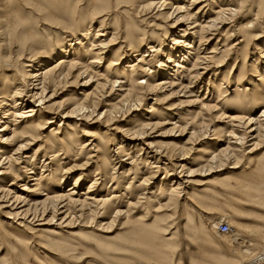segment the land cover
<instances>
[{
    "label": "bare ground",
    "instance_id": "6f19581e",
    "mask_svg": "<svg viewBox=\"0 0 264 264\" xmlns=\"http://www.w3.org/2000/svg\"><path fill=\"white\" fill-rule=\"evenodd\" d=\"M109 1H115L116 9L127 8L130 19L133 21L153 15L156 21L162 19L170 22L172 31L169 36L171 37L172 47L168 48L167 45H164L163 48L158 39L155 40L153 35L149 36L146 33L142 35L143 40L131 44L129 42L135 32L133 33L128 28L123 29L120 34V30L116 27L112 30L113 33L108 39L99 40L97 37H101V34L98 32L103 29L105 21L108 20L107 14L110 11L107 10L113 9L112 7L99 8V5L91 6L88 14L86 11L76 9L75 6H73V9L59 5L39 9L34 7L37 22L52 31H59L57 33L64 41H57L58 51H55L56 55H54V58L57 59H53L51 52L54 51L47 50L40 38L21 36L24 32V26L20 23L19 18L14 17L13 14H10L9 17L6 15L0 21V49L7 50L10 48L7 52L0 53V70L4 68L9 71L11 68H15L17 71V66L13 67L9 64L12 59L16 62L22 60L21 65H23V68L28 69V72L23 71L21 73L20 78L13 75L14 77H10V80H8V77H6L5 91L0 92L2 98L0 106H5L4 110L0 112V124H2L0 126V159L5 157L0 161V215L11 220V222L20 221L17 225L23 229L25 228L24 230L28 228L30 232H34L35 229L31 227L51 226L53 222L58 221V226L65 223L63 228H69L80 219L86 220L85 224H89V226L96 224L94 226L101 228V230L111 229L120 219H127L131 209L141 207L142 204L151 199L158 202L160 200L158 195H167L168 201L184 198L188 193V188L195 184L193 179L196 176H207L214 172L212 171L214 169H217L215 172H220L224 170V168H220L227 166L230 162L232 163L231 169L237 170L242 164L244 156L252 154L264 141V94L258 99H256L257 96L251 98L255 102L254 106L257 104L262 106L258 116L246 115L242 112L247 107L241 97L237 99L239 108L232 110V112H235L234 114L226 116L223 112L225 105L223 106L222 103L226 104L224 99L228 95L227 89H225L227 82L225 83V76H223L221 82L213 87L216 95L215 101L211 100L212 104L200 100L198 102L196 99V102L200 104V110L190 123L180 122L182 120L177 117L178 120L171 124L172 126L169 129L153 137L152 134L157 133V130L167 123L161 125L162 122L161 124L160 122L151 123L150 120L142 122L138 128H124L121 136L128 138L130 143L126 142L125 145L124 141V143L119 142L115 151L108 152L107 149V153H103L98 158L97 155L95 156L96 168L92 175L94 178L89 181L85 193L79 194L75 191L76 188L80 187L82 174L73 179L72 186H69L66 191L60 190L61 186L64 185L63 181L66 180V175L75 167L66 168V166L70 162L78 160L80 153L86 150L88 146H92V149H89L86 155L91 154L90 150L96 149L95 152L98 151L97 146L92 145L89 141L78 145V149H75V155L69 154L64 146H60L55 151H50L48 161L45 163L46 159L41 164L40 173L36 175L35 172H32L35 170L34 164L28 162L29 157L25 156L23 159L20 154L23 150H26L29 141H35L40 137L37 133L38 129L33 124L36 122L38 127L51 124L53 121L51 116L57 115V112L62 108L61 103L57 106L50 104L51 98L60 85H75L77 80H80L82 81V87L91 88L92 84H89L95 79L92 90L88 92V89H84L78 93L81 97L71 105L72 108L65 115L80 117L79 120H82V122L95 116L93 123H97L103 115L109 124L108 126H113L117 122L116 116L118 114H129L132 109L136 110L147 96H157L163 90H169V96L172 97L182 92L184 96H193L196 90L199 89V78L211 71L210 64L215 63L213 65L214 73H219L218 70L223 68L224 61L230 56L240 55L239 50L235 47L236 43L232 45L227 43V39L233 36L232 34L229 35L230 30L233 34L236 33L235 36L242 34L248 37L250 31H254L255 28L264 24V0H258L256 6H254L255 0ZM197 4H201V6L196 9L195 13L191 14V7H196ZM212 5H216V7L212 8ZM209 7L212 9L209 10ZM74 17H78L81 21L74 20ZM106 17L107 19H105ZM149 18L153 17L150 16ZM99 19L102 20L99 22L98 30L89 42L87 37L90 35L92 23L94 20ZM10 21L17 25L11 26ZM225 27L228 28L224 29ZM216 33L218 35L222 33L220 37H226V39L224 38V41H222V39L217 38L213 43V40H215L214 34ZM122 36H124L127 43V46H125L127 47L126 51L131 54L134 53L133 57L135 58L134 61L125 65L124 68L127 70H124V72L129 71L126 74L123 73L121 77L116 67L121 66L120 61L126 53L121 56L119 55L120 51H114L107 60L104 70H101L100 63L103 59V51H109V48ZM262 37H264L263 31L250 37L249 41H259ZM96 39L99 40L98 44L94 41ZM80 40L82 42L86 41V43L84 42L85 47H83L84 44ZM72 41H76V43L67 45V42ZM75 45L76 48H71ZM208 45L212 46L207 53L206 46ZM219 46L221 47L219 48ZM13 47H18V51L12 52ZM143 47H145L144 51ZM254 48L257 58L255 57V60L251 63L253 65L250 64L252 69H255L257 63L262 64L259 59H264V43L255 45ZM80 51H83L84 57H87V59H84L82 56L84 63L78 60V57H81ZM131 54L130 57H132ZM243 58L247 59V52L244 53ZM235 65L236 62H234L232 68ZM91 71H94V73ZM259 79L258 82L261 81V78ZM70 80L72 81L69 83ZM138 80L141 83H138ZM117 83L119 84L117 86L118 91L113 93ZM238 84L233 90L236 96H239L240 92V85ZM223 85H225L224 89ZM47 92H50L48 97ZM105 98H109V100H107L108 103L103 105L104 110L100 113L98 112L101 110L99 107L103 104L102 100ZM44 103H47L45 107ZM190 104H194V102L182 100L174 105L172 110L181 109L184 108L183 106ZM36 107H38L37 110ZM216 110L221 112L218 116H215L216 119H228L227 129L223 131H219L216 128L217 125L209 126L203 115V113L216 112ZM97 112L98 114L95 115ZM148 113H151V111ZM97 117L98 119H96ZM17 121L23 122L19 123ZM22 123L24 126H19ZM177 123L181 125H177ZM8 126H12L14 129L10 130L11 128ZM60 127L61 124L59 123L56 132ZM175 133H178L176 137L179 141L176 145L171 144L170 146V144L163 143L157 145L154 142L153 138L172 137L175 136ZM207 141L214 143L202 148L200 151L201 156L196 160V164L190 166L189 162L187 163V155L194 152L199 144ZM15 146L16 148H14ZM50 146H52L51 140ZM128 146L131 148L139 146L138 155L133 156V153L130 152L131 148H127ZM168 149H172V152L169 153ZM7 150L13 151L12 154L6 153ZM37 151L40 150L37 149L34 152L32 159L35 158ZM60 156H63L65 161L68 162L62 164L63 158L60 159ZM42 158H47L46 154ZM71 158L74 160L72 161ZM89 159L87 157L85 160L88 161ZM219 161V166H214ZM20 165L24 166L19 168ZM147 166L149 172L147 171L148 173L144 175L143 169ZM16 167L19 172L25 175L34 174L30 178L23 177L22 182L24 184L19 186L21 188L18 189V192L13 188L8 189L15 185L13 181L20 180L17 173L14 172ZM117 170L123 171L115 176L118 173ZM161 174L162 178L159 185L153 189L152 184ZM5 178H10V184L7 186L3 185ZM28 182H34L31 185L32 189H27ZM135 183H138L137 186H135ZM43 184L49 186L50 192L46 191L47 187H44ZM98 185L105 189L108 187L106 197L96 195V189L94 188ZM53 189L57 190L54 191ZM142 200L145 202L141 203ZM188 200L191 201L189 198ZM160 204L158 202V211L162 207H166ZM261 205L264 206V203H261ZM226 217L214 221L211 227L221 236L235 238V235H232L231 225L224 221ZM40 221L44 223L35 225V222ZM221 223H226L229 227L230 231L228 233H221L218 230ZM240 239L235 238L232 240L235 245L242 246L245 242ZM239 240L241 242L238 243ZM245 248H248V246H245ZM243 253L251 256L253 254L249 249L244 250ZM262 259L264 260V248L255 257L254 262L258 263Z\"/></svg>",
    "mask_w": 264,
    "mask_h": 264
},
{
    "label": "rangeland",
    "instance_id": "374dc122",
    "mask_svg": "<svg viewBox=\"0 0 264 264\" xmlns=\"http://www.w3.org/2000/svg\"><path fill=\"white\" fill-rule=\"evenodd\" d=\"M257 4L258 0H255L254 6ZM53 5L63 6L68 9H73V6H75L76 9L86 11L87 14L90 11L89 8L94 5H99V8L105 9L112 7V10H107L110 11L107 14L108 20L105 21L103 29L98 32L101 34V37H97L99 40L108 39L113 33L112 30L116 27L120 30V34L123 32V29L126 30V28H128V30L136 34L130 39L129 43L131 44L143 40L142 35L146 33L149 36L153 35V39H158L163 48L164 45H167L168 48L172 47V43L170 42L171 37L169 36L172 31V29H170V22H166L162 19L156 21L153 15L133 21L130 19L127 8L116 9L115 1L111 2L109 0H0V21L6 15L9 17L10 14H13L14 17L19 18L20 23L24 26V32L21 36L40 38L42 42H44L47 50L50 49L54 51L51 52L53 59H57L54 58V55H56L55 51H58V46H56L58 44L57 41L64 42L60 34L57 33L59 31H52L48 27L42 26L37 22L35 16L36 8H48ZM199 6H201V4H197L196 7L192 6L190 13H195ZM215 7L216 5H212V8ZM212 8L209 7L208 9L210 10ZM150 16L153 18H149ZM197 16H199V14H197ZM102 19L94 20L87 41L91 42L93 35H95L98 30L99 22ZM105 19H107V17ZM74 20L81 21L78 17H74ZM10 25L16 26L17 24L10 21ZM261 31L264 32V24L255 28L254 31H250L248 37L242 34L235 36L236 33L233 34L230 30L229 35L232 34L233 36L227 39V43H229V45L236 43L235 47L239 50L240 55L230 56L224 61L223 68L218 70L219 73H214L213 65H215V63L210 64L211 71L207 74H203L199 78L198 83L200 82V86L193 96H184L182 92L172 97L169 96V90H163L159 92L157 96L155 95L156 97L153 95L147 96L142 104L139 105V108L136 110L132 109L129 114H118L119 116H116L117 122L113 126H108L109 124L106 122L103 115L99 118L97 123H93L95 121V116L82 122V120H79L80 117L65 115L72 108L71 105L81 97L78 93L82 92L84 89H88V92L92 90L95 79L89 84H92L91 88L82 87V81L80 80H77L75 85H60L61 87L59 86V88L56 89L55 95L51 98L50 104H55V106H57L61 103L62 108L57 112V115L51 116L53 118L51 124L44 125V127H38L36 122L33 124L38 129L36 130L40 137L35 141L28 142L26 150H23L20 154L21 157H23V159L25 156L29 157L28 162L33 163L35 168L32 172H35L37 175L40 173L39 171L43 161L46 159L45 163L48 161L50 151H55L59 149L60 146H64L66 150L69 151V154L75 155V149H78V145L85 141H89L92 145L97 146L98 153L95 152L96 149H94L90 150V155H86L87 151L92 149V146H88L86 150L80 153L77 158L78 160L70 162L66 168L71 166L75 167L66 175V180L63 181L64 185L61 186L60 190L66 191L69 186H72L73 179L82 174L80 187L75 189L76 193L82 194L86 192L89 181L94 178L92 175L96 168L95 156L97 155V158L100 157L107 149L108 152L115 151L119 142L124 141L125 143H123L125 145L126 142L130 143L128 138L121 136V132L124 128H138L142 122H148L150 120L151 123L160 122L161 124L162 122L161 125L167 123L159 128L157 133L152 134L153 137L169 129L170 126H172L171 124L178 120L177 117H180L182 120L180 122L190 123L200 110V104L198 102L205 101L212 104L215 101L214 98L216 93L213 87L221 82L223 76H225V83L227 82V87L225 89H227L228 95L224 99V101L226 100V104L222 103L223 106L225 105L223 111L225 115L229 116L235 113L232 112V110L237 107L239 108V106H237V99L241 97L245 101V106L247 107V109L240 107L243 109L242 112L246 115L258 116L262 106L259 104L254 106L255 102L252 101L251 98L257 96L256 99H258L264 94V59H259L262 64L257 63L254 67L255 69L250 68V64L255 60V57L257 58L254 46L262 45V43H264V37L259 41L250 42L249 40L250 37L257 35ZM221 34L222 33L219 35L217 33L214 34L215 40H213V43L217 38L222 39V41H224V38L226 39V37H220ZM98 39L94 40L96 44H98ZM80 42L84 44L83 47L86 46V41L82 42L80 40ZM75 43L76 41L67 42V45H74ZM125 43L124 36H122L109 48V51H103V59L100 63V67H102L101 70H104L106 67L107 60L111 57V54L114 51H120L119 55L122 56V54L125 53L126 55L123 56L120 61L121 66L116 67L117 72L121 77L123 73H128L129 70L124 72V70H127L124 67L128 62L134 61L135 57H133L134 53L131 54L126 51L127 47L125 46H127V43ZM49 45L50 47H48ZM211 46L212 45L206 46L208 49L206 51L207 53L210 51ZM76 47L75 45L71 48ZM145 47H143V51ZM220 47L221 46H219V48ZM8 50H10V48L7 50L0 49V53L7 52ZM11 50L12 52H17L18 47H13ZM245 52H247L246 60L243 58ZM80 53L81 57H78V60L83 62V51H80ZM130 54L132 57H130ZM84 59H87V57H84ZM9 62L13 67L17 66V71L15 68H11L9 71L4 68L0 70V92L5 91L4 84L6 83V77H8V80H10V77L14 76L20 78L23 71L28 72V69L23 68V65H21L22 60L16 62L12 59ZM234 62H236V65L232 68ZM91 72L94 73V71ZM259 78H261L260 82L257 81L260 80ZM71 81L72 80H70L69 83ZM212 82H214V84H212ZM138 83H141V81ZM237 84L240 85L239 96L234 95L233 92ZM118 85V83L115 85L113 93H117ZM142 85L144 84L142 83ZM224 87L225 85H223V89ZM46 95L48 97L50 92H47ZM196 99L198 102H196ZM0 100H2L1 96ZM107 100H109V98L102 100L103 104L99 107L101 110L98 112L101 113L104 110L103 105L108 103ZM182 100L192 101L194 104H190L192 106H183L184 108L181 109L177 108V111L174 109L172 110L174 105H177L179 101ZM211 100H213V102ZM44 104L45 107L47 103ZM4 107V105L0 106V112L4 110ZM35 109L37 110L38 107ZM182 109H186V111ZM150 111L151 113H148ZM98 112L95 115H97ZM220 113L219 110H216V112L203 113V115L209 126L217 125L216 128H218L219 131H223L227 129L226 123L228 119H216L215 116H218ZM96 119H98V117ZM59 123L61 127L58 132H56ZM178 124L181 125L180 123H177V125ZM1 125L2 124H0V126ZM19 126L22 127L24 124L22 123ZM8 127L11 128L10 130L14 129L12 126ZM176 135H178V133H175V136L172 137L153 139L157 145L163 143L170 144L171 146V144L176 145L179 143ZM50 140L52 146H50ZM211 143L214 142L207 141L199 144L194 152L187 155V163L189 162L190 166L196 164V160L201 156L200 151L202 148L207 147ZM215 143L219 144L218 142ZM16 146L14 148H16ZM127 148L131 147L128 146ZM37 149L40 151H37L35 158L32 159ZM139 149L140 147L137 146L136 148H131L132 151L130 150V152L133 153V156L138 155ZM12 152H10V150L6 151V153L9 154H12ZM168 152L171 153L172 149H168ZM44 154H46L47 158H42ZM87 157L90 158L88 161L85 160ZM4 158L5 157H2L0 161ZM62 158V164L68 162L65 161L63 156H60V159ZM71 159L72 161L74 160L73 158ZM242 161V164L237 170L231 169L232 163L230 162L227 166L221 167L220 169L224 168V170L220 172H215L217 169H214L212 170L214 172L207 176H196L193 179L195 184L189 187L190 190L188 188V193L186 192L187 196L185 195L182 199L168 201L167 195H158L160 197V200H158V202L161 203L160 205L166 206L164 208L162 207L159 211L157 210L159 206L158 202H154L152 199L149 200L150 202L142 200L141 203H145L142 204L141 207L131 209V213L127 219H120L108 230H101V228L94 226L96 224L89 226V224H85L86 220L80 219L69 228H63L65 223H61V226H58V221L53 222L51 226L42 224L43 226L31 227L35 230L34 232H30L28 228L24 230L25 228L23 229L17 225L20 221L11 222V220L0 215V264H264L263 259L258 263L254 262L255 257H257L264 248V206L261 205V203H264V141L260 143L256 151L244 156ZM219 164L220 161L214 166H219ZM22 166L24 165H20L19 168H22ZM122 171L123 170H117L116 172L118 173L115 176L119 175ZM143 171L144 175H146L149 172L148 166L147 168L144 167ZM14 172L17 173L18 179L20 180L13 181L15 185L6 188L10 190L13 188L18 192V189L21 188L19 186L24 184L22 182L23 177L30 178V176L34 174L25 175L19 172L17 167ZM161 178L162 174L155 180L154 184H152L151 187L153 189L159 185ZM28 183L27 189H32L31 185L34 182ZM4 184L5 186L9 185L10 178H5L3 185ZM137 184L138 183H135V186H137ZM43 186H46V191L50 192L49 186L45 184H43ZM94 189H96V195L99 194L106 197V194H108L106 192L108 187L105 189L101 187V185H98ZM53 190L56 191L57 189ZM188 198L191 201H189ZM224 216H227L224 221H227L233 229L232 235H235V238H241L240 240L245 242L242 246L234 244V237L229 238L221 236L217 234V231L215 232L212 229L211 226L214 221ZM221 221L223 220L221 219ZM38 223L44 222H35V225ZM240 240L238 243L241 242ZM245 246H248V248H245ZM246 249H249L253 253L252 256L243 253Z\"/></svg>",
    "mask_w": 264,
    "mask_h": 264
},
{
    "label": "built area",
    "instance_id": "2783aa9c",
    "mask_svg": "<svg viewBox=\"0 0 264 264\" xmlns=\"http://www.w3.org/2000/svg\"><path fill=\"white\" fill-rule=\"evenodd\" d=\"M218 230L221 232V233H228L230 231L229 227L226 225V223H221L219 224L218 226Z\"/></svg>",
    "mask_w": 264,
    "mask_h": 264
}]
</instances>
